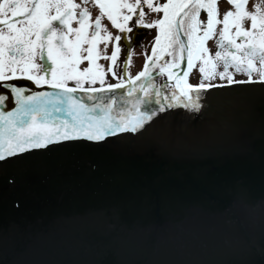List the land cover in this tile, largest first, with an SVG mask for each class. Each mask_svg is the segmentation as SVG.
<instances>
[{
  "label": "water",
  "instance_id": "water-1",
  "mask_svg": "<svg viewBox=\"0 0 264 264\" xmlns=\"http://www.w3.org/2000/svg\"><path fill=\"white\" fill-rule=\"evenodd\" d=\"M202 103L0 161V264H264V84Z\"/></svg>",
  "mask_w": 264,
  "mask_h": 264
},
{
  "label": "snow or ice",
  "instance_id": "snow-or-ice-1",
  "mask_svg": "<svg viewBox=\"0 0 264 264\" xmlns=\"http://www.w3.org/2000/svg\"><path fill=\"white\" fill-rule=\"evenodd\" d=\"M227 3L231 8L221 18L219 0H0V88L8 89L15 104L0 110V161L52 144L135 134L168 109L200 112L213 88L264 84V0L251 10L249 0ZM89 4L98 9L94 18ZM151 13L163 15L149 22ZM105 17L129 49L122 72L117 64L122 36L108 30ZM134 17L136 28H155L157 35L151 55L145 51L143 70L132 76L128 33ZM210 40L215 52L207 46ZM101 59L111 63L105 67ZM197 67L201 78L193 85L188 77ZM109 73L117 83H107ZM237 74L247 79L237 80ZM161 77L167 79L159 83ZM15 80L52 91L7 83ZM118 90L132 99L117 97ZM9 100L0 93V109Z\"/></svg>",
  "mask_w": 264,
  "mask_h": 264
},
{
  "label": "rangeland",
  "instance_id": "rangeland-1",
  "mask_svg": "<svg viewBox=\"0 0 264 264\" xmlns=\"http://www.w3.org/2000/svg\"><path fill=\"white\" fill-rule=\"evenodd\" d=\"M76 2L79 3L80 0H76ZM160 2L164 3L165 0H160ZM255 2H256V0H249L248 8L250 10L252 9L253 4ZM218 6H221V9H220L221 18H222V14L229 11L231 8V6L227 3V0H219ZM88 7L91 10L93 18L99 14L98 9L93 8L91 6V4H89ZM144 11L146 13L148 12V9L146 6L144 8ZM162 15H163V13H159V14L151 13L150 15H148L146 17V19L150 22L151 20L162 17ZM206 18H207L206 15L204 18H203V16H201V20H206ZM102 23L107 26L108 30L111 31L113 33V35H121L122 36V39L119 41V47H120L121 51L119 52L118 59H117V64L121 66L119 71L122 72L124 62L129 55L128 46L126 45L125 40L123 39V34L119 33L117 29L112 28L111 23L107 20L106 17L103 19ZM129 26L133 27V31L131 33H128V36L131 37L133 44H134V47H133V53L134 54L132 56V63H131V66L129 68V72L131 73L132 76H135L136 74H138L140 71L143 70L144 63H145V51L147 52L148 55H151V48H152L153 42L155 40V37L157 35V29H155V28H151V29L136 28L135 27V17L130 22ZM73 27H77V25L73 24ZM137 33H140V35H137ZM114 43H115L114 41L109 43L108 49H107L108 55H111ZM207 46L213 52H215L216 45H215L214 40L208 41ZM99 47L102 49V48H104V45H100ZM166 59H170V58L166 57ZM98 63L103 64V65H105V67H107L111 62L101 59L98 61ZM86 66H87V62H85L83 65H81V67H86ZM193 69L194 70L190 76L189 81L191 83L194 82L193 84H196V83H199L201 77H200V73L198 71V67L193 68ZM218 70H222V69H218ZM230 71H234V70L230 69ZM235 79H247V77L244 75H241V74H237L235 76ZM106 81H107V83H111V84L117 83V80L112 78L111 73H109L107 75ZM107 83L105 85H107ZM214 83H221V81H219V79H217L216 81H214ZM95 86L99 87L100 85L97 84Z\"/></svg>",
  "mask_w": 264,
  "mask_h": 264
},
{
  "label": "flooded vegetation",
  "instance_id": "flooded-vegetation-1",
  "mask_svg": "<svg viewBox=\"0 0 264 264\" xmlns=\"http://www.w3.org/2000/svg\"><path fill=\"white\" fill-rule=\"evenodd\" d=\"M220 9H221V6H219V11H220ZM205 15H206V13H202V14H201V16H203V18L205 17ZM200 19H201V17H200ZM207 44H208V43H207ZM193 70H194V69H192V70L190 71V75H189V77H188V82H189V83H191V82L189 81V79H190V76H191ZM165 79H167V77H161V78H159V83H163ZM237 80H241V79H237ZM193 83H194V82H192L191 84H193ZM196 84H198V83H196ZM196 84H193V85H196ZM70 86H71V85H70ZM105 86H107V85H105ZM125 93H126V90H125ZM126 94H127V93H126ZM142 95H143V93H142Z\"/></svg>",
  "mask_w": 264,
  "mask_h": 264
}]
</instances>
